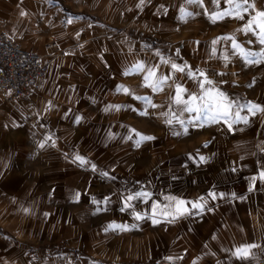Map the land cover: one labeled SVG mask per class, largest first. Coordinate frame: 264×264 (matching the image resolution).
Returning <instances> with one entry per match:
<instances>
[{"label": "crops", "instance_id": "obj_1", "mask_svg": "<svg viewBox=\"0 0 264 264\" xmlns=\"http://www.w3.org/2000/svg\"><path fill=\"white\" fill-rule=\"evenodd\" d=\"M3 2L0 17L11 20L0 26L11 33L24 32L9 26L12 18L26 25L32 14L43 18L60 9L52 0ZM240 4L243 0H174L164 5V16L147 21L143 0H62L69 11L92 17H66L56 36L69 58L45 52L49 68L35 87L14 103L0 94V188L14 194L33 185L26 161L41 153L45 140L25 137L36 128L55 130L60 137L46 142L61 153L102 152L103 134H110L113 147L131 152L136 133L143 131L151 154L146 187L112 204L118 225L137 230L135 246L129 251L131 245L121 242L129 252L104 259L114 264H257L264 259V33L259 27L264 0ZM128 7L137 10L134 22L125 11L117 23L106 12ZM118 25L119 32H113ZM142 38L156 40L158 47L143 46L146 52L133 66L130 51ZM178 89L187 103H176ZM57 92L69 95L55 99ZM78 134L85 135L82 141L74 140ZM68 222L71 229L75 220ZM18 223L24 227L14 237L0 236V250L19 264H40L42 251L37 258L27 254L39 234L25 227V218L16 222L13 215H0V228ZM72 228L70 242L77 246ZM59 232L54 224L47 235ZM56 264L79 262L67 256Z\"/></svg>", "mask_w": 264, "mask_h": 264}, {"label": "rangeland", "instance_id": "obj_2", "mask_svg": "<svg viewBox=\"0 0 264 264\" xmlns=\"http://www.w3.org/2000/svg\"><path fill=\"white\" fill-rule=\"evenodd\" d=\"M52 1V4L55 7L59 6L60 9L54 10L46 17L38 18V14H32V19L26 25L20 19L12 18V24L10 22L9 26L13 29L22 28L24 32L11 33L8 26L2 25L0 29L8 31L24 45L30 43L32 48L41 53H43L44 40L58 41L62 52L57 56L68 59L67 49H64L57 39V32H60L68 16L82 15L84 18H91L92 15L76 11L71 12L67 7L62 6V0ZM143 1L145 7L142 10L144 15L142 18L147 21L153 16H164L166 10L164 5L169 1L174 2V0ZM3 7H5V2L0 0V8ZM123 11L127 12L128 21H135L137 10L134 7H128L122 11L110 10L106 12L112 14V21L117 23L121 20L120 14ZM122 17L125 16L122 15ZM9 19L11 20V18L0 17V23L3 21L8 25L5 21H9ZM119 29L120 25L112 27L113 32H119ZM132 35L133 33H130V36ZM248 35L243 34L242 37L245 39L246 36L247 39ZM38 39L40 42H37ZM148 40V38H142L139 48L130 51V62L133 66H136L140 61V54L146 52L143 46L147 45L148 49L158 47L156 40ZM163 45L160 48L166 50V44ZM249 68L250 66L245 65L244 69ZM68 95L67 93L61 95L57 92L53 94V97L55 99L67 98ZM137 124L142 126V118L137 119ZM78 126H80L79 123L74 124V128L77 129ZM31 127L34 129L35 125H31ZM33 133L34 135H26L25 138H44L45 140L42 142L41 153L26 161L29 169H31L28 180L33 185H28L23 193L14 194L0 188V215L5 218L13 215L16 222L25 218V227L30 228L34 234H39L38 240L29 244L27 254L36 255L37 258V253L42 251L40 264H56L60 261H66L67 256H71L79 264H110L109 262L114 264L115 260L109 261L104 257L118 259L121 253L132 251L135 246L133 236L138 232L132 230L131 227L118 225L117 215L112 214V204H115L117 198L127 199L132 196L133 191L146 187L147 166L151 154L144 146L143 131L136 133L138 135L135 138V144L130 147L131 152H126L127 148H124L126 146L123 148L113 147L110 134H103L104 151L101 152L100 149L95 148L93 150L88 149V153L81 150L68 151L65 149H62L61 153L57 148L52 149L51 143L46 142L47 137H60V135L48 126L36 128ZM84 136L78 134L73 138L79 142L83 140ZM59 162L62 164L60 165ZM130 171L134 173H130V175ZM119 173L122 174L119 175ZM51 200H54L55 204L46 206L47 202ZM10 206L15 209L11 210ZM21 206L23 209H20ZM49 207L52 208L50 211L48 210ZM69 219L75 220L72 227L77 231V246L71 245L70 242L71 234L73 236V228L67 227ZM54 224L59 227V234L61 235L48 236L47 233ZM23 227L21 223L8 226L9 230L6 229L7 226L6 228L2 227L0 228V236L2 239L14 237V234H17V231ZM124 242L131 245V250L125 251L120 248ZM104 244L105 250H102ZM90 247H93L94 250L93 248L89 250ZM6 255V252L0 250V264H19L13 256L8 254L7 257Z\"/></svg>", "mask_w": 264, "mask_h": 264}, {"label": "built area", "instance_id": "obj_3", "mask_svg": "<svg viewBox=\"0 0 264 264\" xmlns=\"http://www.w3.org/2000/svg\"><path fill=\"white\" fill-rule=\"evenodd\" d=\"M23 45L13 39L7 31L0 30V94L8 102L19 98L28 87L44 79L49 68L50 58L45 52L60 55L59 43L52 39L44 40L43 53ZM257 264H264L261 259Z\"/></svg>", "mask_w": 264, "mask_h": 264}, {"label": "snow or ice", "instance_id": "obj_4", "mask_svg": "<svg viewBox=\"0 0 264 264\" xmlns=\"http://www.w3.org/2000/svg\"><path fill=\"white\" fill-rule=\"evenodd\" d=\"M192 2H197V3H198L199 0H189V3H192ZM228 2H229V3H232L233 0H228ZM246 4H247V0H243V4L237 5V7H238V8H239V7H243V6L246 5ZM227 14H228V13L225 12V13H222L221 15H227ZM261 15L264 16V13H261ZM214 18H215V17H214ZM249 27H250V26H249ZM259 27H260L261 32L264 33V24L259 25ZM246 30H247V29H246ZM262 42H264V37H262ZM173 67L176 68L177 66H176V65H173ZM178 70L183 71V69H178ZM180 91H182V90L178 89V95H177V97L175 98L176 103H187V102L183 101V100L180 98V96H179V92H180ZM221 95H222V94H221ZM191 99H192V100H196L197 98H196V97H191ZM208 99H209V100H212L213 98L209 95V96H208ZM203 107H204L205 109H208V110H214V109L212 108V105L209 104V103H204V104H203ZM186 110H188V111H192L191 108H187ZM197 110L199 111V109H197ZM225 115H227V111H226V110H225ZM137 195H144V194H142V193H138ZM129 199H132V197H129Z\"/></svg>", "mask_w": 264, "mask_h": 264}, {"label": "bare ground", "instance_id": "obj_5", "mask_svg": "<svg viewBox=\"0 0 264 264\" xmlns=\"http://www.w3.org/2000/svg\"><path fill=\"white\" fill-rule=\"evenodd\" d=\"M1 30V29H0ZM3 30V29H2ZM6 31V30H5ZM8 32V31H7ZM8 34L13 38V39H16L14 36H12L9 32H8ZM17 40V39H16ZM21 42V41H20ZM22 43V42H21ZM59 43V42H58ZM23 44V43H22ZM24 45V44H23ZM26 46V45H25ZM59 47H60V50H61V46H60V44H59ZM61 52H62V50H61ZM55 56H57V55H55Z\"/></svg>", "mask_w": 264, "mask_h": 264}]
</instances>
